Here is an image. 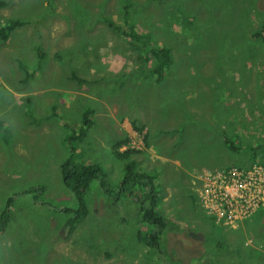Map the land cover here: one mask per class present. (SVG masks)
Listing matches in <instances>:
<instances>
[{
	"label": "rangeland",
	"instance_id": "rangeland-1",
	"mask_svg": "<svg viewBox=\"0 0 264 264\" xmlns=\"http://www.w3.org/2000/svg\"><path fill=\"white\" fill-rule=\"evenodd\" d=\"M0 1L7 2L0 9V25L11 20L26 23L6 41L0 39V110L30 107L37 104L33 97L39 98L32 92L51 91L52 98L34 116L52 127L64 120L58 136L51 140L38 136L46 144L35 163L39 171L20 168L18 187L0 189V214L13 198L9 224L0 232V264H202L212 259L218 242L228 243L233 249L224 250L234 254L248 247L253 257L242 254V264H257L253 259L264 264V222L252 231L231 230L218 226L216 215L212 224L198 194L204 190L199 189V178L205 174L247 168L235 162V152L225 150L218 131L209 134L208 126L212 122L223 126L237 118L244 128L247 125L239 108L229 107L228 94L242 99L244 115L255 104L245 101L248 94L237 90L235 81L243 80L245 89L251 77L264 80V43L256 35L264 25V0ZM125 6H130L126 8L129 15L134 13L136 29L151 32L153 44L169 50L170 65L162 82H156L134 57L123 56L126 48L108 26L109 22L122 26ZM73 76L86 79L85 84ZM61 91H67L65 108L53 97ZM82 91L90 98L76 95ZM101 103L104 124L90 126L85 139H76L73 145L79 151L75 162L100 167L104 184H90L84 198L87 216L69 234L65 224L70 216L64 210L75 209L77 203L63 185L57 163L61 166L70 155L67 140L80 132L84 115ZM124 114L145 120V130L126 131L120 125L119 130L113 129L110 115L122 118ZM249 116L262 121L264 105ZM7 127L9 140L11 128ZM123 134L129 140L119 151L139 153L117 159L108 151ZM58 140L60 151L49 156V146ZM146 141L145 149L141 143ZM242 143L234 144L235 151L244 154ZM250 149L249 155L257 157ZM51 166L58 169L57 176L47 174ZM141 166L158 177L156 210L169 223L155 247L137 240L138 231H158L139 223L140 199L146 197L148 187L123 184L126 171L134 175ZM242 222L243 218L234 221ZM218 264L241 262L232 255Z\"/></svg>",
	"mask_w": 264,
	"mask_h": 264
},
{
	"label": "trees",
	"instance_id": "trees-1",
	"mask_svg": "<svg viewBox=\"0 0 264 264\" xmlns=\"http://www.w3.org/2000/svg\"><path fill=\"white\" fill-rule=\"evenodd\" d=\"M7 6V2L0 1V9ZM131 6V5H130ZM130 6H125V10L121 11L124 15V20L122 26L114 25L113 23L109 22L108 26L113 29L114 33L118 36V40L122 41V46L126 49L123 51V56L133 58L135 63L139 64L140 67H145L147 70H150L151 77H156V82H162L163 77L166 74L169 65H170V55L168 54L169 50L164 47H159L154 43L153 35L151 32H139L136 29V23L133 22L135 16L134 13H129L126 11V8ZM141 6V5H140ZM120 7V6H119ZM147 15L150 16L149 10H147ZM129 16V20H128ZM171 19L168 21V24L171 26ZM25 22L11 20L4 25H0V39L1 41H6L13 31L16 30L17 27H21L25 25ZM173 26V25H172ZM154 28V25L151 29ZM112 31V32H113ZM258 40H261L264 43V27L257 33ZM133 60V59H132ZM73 79H77L78 83L83 82L85 84L86 79L80 80L78 77L73 76ZM86 118L84 120V126L81 128L80 132L77 135L70 136L67 140V145L69 146V153L70 155L68 158L63 162L60 166L61 173H62V181L68 192L74 196L76 199V208L75 209H65L64 211L70 216L65 224V229H68L69 234H71L75 226L87 216V205L84 200L87 191L89 190V186L92 182L99 181L100 185L104 184L105 173L104 171L93 164H83V163H76L75 157L79 155L78 148L73 145L74 140L80 139L81 141L85 139L87 136V129L91 126L92 127V118L89 112L84 115ZM147 125L146 122L142 120L133 119L132 127L134 131L138 133H142L145 130V126ZM76 133V132H75ZM128 137L125 136L119 141H115L112 144L111 151H108L110 156H114L117 159L128 158L131 153H139L137 150H127L124 153H121L119 150L122 145L128 142ZM227 144V148L230 150H236L234 143L228 144V140H225ZM145 147L149 146V143L146 141ZM257 158V157H255ZM133 162V166H136V162ZM131 162V163H132ZM130 165V163H129ZM150 173V174H149ZM146 173L144 171L138 170L137 173L132 175L131 172L126 171L123 184H127L128 182H132L133 184H138L140 187H148L146 189L148 192L145 193L146 197H141L140 201V220L139 223H144L151 228L158 227V231L149 233V234H142V232L138 231L137 233V240L138 243L144 244L147 247H155L158 246L159 236L163 235L162 233L165 232L169 226V223L164 216L160 215L157 212L156 208L160 202V199L156 193L155 181L158 179L152 171ZM142 180V182H140ZM101 188H104L101 186ZM110 192V190L105 191V193ZM13 202V198H9L6 202L5 211L0 214V232H4L7 228L9 221H10V211L9 207ZM209 216L213 222L215 217L212 215ZM222 220L220 221V225ZM219 226V225H218ZM228 244V243H227ZM221 245L218 242V246L213 252L212 259L205 260L202 264H218L229 256H235L241 264L243 263L244 255L251 258L250 249L247 247L245 248V252L242 254L236 253L234 254L233 250H224V248L233 249L228 246ZM202 258V256L200 257ZM256 261L257 264H261L259 260H252ZM197 264H200L198 262Z\"/></svg>",
	"mask_w": 264,
	"mask_h": 264
},
{
	"label": "crops",
	"instance_id": "crops-1",
	"mask_svg": "<svg viewBox=\"0 0 264 264\" xmlns=\"http://www.w3.org/2000/svg\"><path fill=\"white\" fill-rule=\"evenodd\" d=\"M251 79H252L251 84L249 86H245V89L244 86L241 84L243 80L237 79L235 81L236 89L239 90L241 93L246 92L248 94L244 96L245 101L246 102L249 100L255 101V104L251 107V109L247 114L244 115L243 112L244 102L242 101L241 98H237V97L232 98L231 94L224 93L229 95V100H228L229 107L239 108L240 112L243 114L244 119L246 120L247 123L246 127L244 128L243 122H241V119L238 118L228 119V121H226L223 124V126H219L218 123L216 122H212L215 124H210L208 126L209 134L211 133L215 134L218 131L219 134L218 139H222L223 143L221 145L224 147L225 150H227L228 148L227 145L224 144L226 142L223 139L229 138L233 140L232 143L236 145H238L240 141H243L242 144H244L246 147V151L244 152V154L239 153L235 150L233 151L235 152V156H236L235 162L245 167L250 166L253 162H264V119H262V121H258L252 119L249 116V114L251 113L253 114L254 110L258 112L259 107L261 105H264V80L260 79L259 77H251ZM51 89L52 88H50V90ZM49 93H51V91L32 92L33 95H39L38 99L33 97V99L37 100V104L35 105L30 104V107L23 106L20 109H18L19 107H16L15 110H11V112L13 113H11L9 109L0 110V131H1L0 189H2L5 185L11 187H18L19 184L17 183V177H19V173L21 170L20 168H22L25 171L38 172L39 169L38 167L35 166V163L41 160L39 149L46 150L45 142H40L38 136L44 135L45 138L50 137L51 140L52 137L58 136L59 127H63L64 125L63 119H60L58 125L52 127L51 123L49 122L41 124L40 121H38L34 116V114L41 111L48 103L49 99L52 98V95H49ZM79 93H83L85 98H90V96L85 94L83 91L76 93V95H78ZM62 94H64V96ZM12 95L15 98V92H12ZM53 97H57L55 101L57 103L62 102V106L64 108L68 106V103L64 102V100L67 99V91H61L58 93L57 96H53ZM45 98H47L48 100H40ZM257 100L262 101L261 105L257 104L256 102ZM16 102L19 103V101ZM101 104H102L101 106L95 104L94 111L89 112L93 121L92 127L95 124L97 125L104 124V119L102 118V115L105 112L103 111L104 109L103 103ZM107 111L109 112V108H107ZM109 118L111 120V123L113 124V129L114 128L118 129V126L120 125L121 128H123L124 130L132 131L131 127L134 118L132 119L130 117L128 119L127 115L125 114L124 117L122 118H119L118 116L113 117L112 115H110ZM119 121H121L122 125L121 123H119ZM142 121L146 122L145 120ZM4 123H6L7 125ZM7 126L11 128V136L9 140H7V135L5 134L8 129ZM213 129H216V131ZM125 135L127 134L118 136L116 138L118 139L117 141H119L120 138L122 136L124 137ZM123 146L124 145H122V147ZM250 147L254 148L252 150L256 152L257 158H253L252 154L249 155L251 153ZM59 151H60L59 140L53 146H49V156L52 153H58ZM120 152L122 153V151ZM57 166L60 169L59 163H57ZM47 170H48L47 174H51L49 176H57L56 175V173L58 172L57 168L51 166ZM138 170L144 171L142 170V166ZM38 186H41L43 188L45 187L42 184H39ZM193 190L196 195L197 189H193ZM259 209L261 210H259L256 214H254V216H252L250 219L243 221L242 223L238 224L235 228H230V229L236 230L237 228L240 227L242 229H248L252 231L255 225H259L260 223L264 222V205ZM210 221L212 224H214V222L211 219Z\"/></svg>",
	"mask_w": 264,
	"mask_h": 264
},
{
	"label": "built area",
	"instance_id": "built-area-1",
	"mask_svg": "<svg viewBox=\"0 0 264 264\" xmlns=\"http://www.w3.org/2000/svg\"><path fill=\"white\" fill-rule=\"evenodd\" d=\"M199 199L205 212L224 223L233 220L238 213L244 217L264 205V166L253 165L250 169L207 173L200 179ZM209 204L208 207L205 204ZM234 210L236 212L232 213ZM217 215V216H216Z\"/></svg>",
	"mask_w": 264,
	"mask_h": 264
},
{
	"label": "clouds",
	"instance_id": "clouds-1",
	"mask_svg": "<svg viewBox=\"0 0 264 264\" xmlns=\"http://www.w3.org/2000/svg\"><path fill=\"white\" fill-rule=\"evenodd\" d=\"M263 27H264V25L262 26V28L261 29H263ZM260 29V30H261ZM256 35H257V33H256ZM160 47V46H159ZM139 146V145H138ZM141 146L142 147H144L145 146V144L143 145V143H141ZM147 147H145V149H146ZM138 149H139V147H138ZM145 149H143V150H145ZM255 164H257V165H263L264 166V162H253L250 166H248L247 168H243V170H247V169H250L253 165H255ZM87 165V164H86ZM241 170H242V168H241ZM122 190H124V189H122ZM262 207V206H261ZM260 208V207H259ZM259 208H257V209H255V210H253V211H251L250 212V214L249 215H247L246 217H243V221H246V220H248V219H250L252 216H254V214H256L259 210H261V209H259ZM216 221V219H214V222ZM217 225H220V221H218V224ZM238 224H231V225H225L224 224V222L222 221V223H221V225L220 226H223V227H227V228H232V226H234V228L237 226Z\"/></svg>",
	"mask_w": 264,
	"mask_h": 264
},
{
	"label": "bare ground",
	"instance_id": "bare-ground-1",
	"mask_svg": "<svg viewBox=\"0 0 264 264\" xmlns=\"http://www.w3.org/2000/svg\"><path fill=\"white\" fill-rule=\"evenodd\" d=\"M198 191H200V190H198ZM202 192H205V189H204ZM198 194H199V192H198ZM205 206L208 207L209 204L207 203V204H205ZM243 217H244V214H242V213H238L237 216H236V218L232 221L233 224H234V221H235V220H237L238 218H240V220H241Z\"/></svg>",
	"mask_w": 264,
	"mask_h": 264
}]
</instances>
